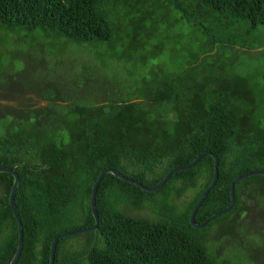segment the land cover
<instances>
[{"label": "trees", "instance_id": "trees-1", "mask_svg": "<svg viewBox=\"0 0 264 264\" xmlns=\"http://www.w3.org/2000/svg\"><path fill=\"white\" fill-rule=\"evenodd\" d=\"M149 1L0 0V30L42 32L65 40V49L92 50L119 41L120 20L142 17L140 6ZM165 1L206 39L180 72L159 68L150 78L140 76L129 95L107 104L44 94V106L0 107V166L21 179L15 197L24 235L18 264H50L56 237L95 224L91 192L106 169L154 187L172 169L204 152L215 154L219 180L196 215L198 224L230 205L235 178L264 171V86L216 64L219 50L237 41L214 34L229 18L264 27V0ZM214 164L206 156L154 193L107 175L97 194L98 232L84 234L82 246L69 244L78 237L62 239L55 264H236L212 249L217 239L207 231L226 223L227 233L244 243L239 226L264 222V177L238 182L232 211L196 229L190 216L212 183ZM13 185L12 175L0 173V264H11L19 244ZM126 206L149 209L155 218L128 215Z\"/></svg>", "mask_w": 264, "mask_h": 264}, {"label": "rangeland", "instance_id": "rangeland-1", "mask_svg": "<svg viewBox=\"0 0 264 264\" xmlns=\"http://www.w3.org/2000/svg\"><path fill=\"white\" fill-rule=\"evenodd\" d=\"M140 8L145 12L142 17L120 20L119 41L99 44L92 50L71 44L67 50L65 40H55L42 32L0 30V107L44 106V94L107 104L129 95L140 76L150 78L151 72L159 68L171 74L180 72L199 52L205 37L181 20L165 0H150ZM214 34L222 35L229 44L237 41V46L219 50L216 64L231 75L264 86V27L251 29L247 22L229 18L215 27ZM62 51L65 53L57 54ZM4 132L0 128V133ZM183 200L176 202L181 205ZM156 201L154 198L152 203ZM124 210L128 215L155 218L149 209L138 211L126 206ZM228 231L226 223L207 231L209 239H217L212 249L220 258L236 260V264H264V222L252 220L239 226L246 238L244 243ZM85 242L78 237L69 244L82 246Z\"/></svg>", "mask_w": 264, "mask_h": 264}, {"label": "water", "instance_id": "water-1", "mask_svg": "<svg viewBox=\"0 0 264 264\" xmlns=\"http://www.w3.org/2000/svg\"><path fill=\"white\" fill-rule=\"evenodd\" d=\"M206 156H211L213 157L215 164H214V177L212 180V183L210 184V186L205 190V192L203 193V195L201 196V198L199 199L198 203L196 204L194 210L192 211V214L190 216V223L191 225L196 228V229H203L206 226H208L211 222H213L214 220L228 214L229 212L232 211V209L235 206L236 203V195H235V191H236V185L238 182H241L243 180L252 178V177H256V176H261L264 177V171H253V172H249L246 173L244 175H241L237 178H235L230 186V191H231V203L230 205L213 214L212 216H210L204 223L198 224L196 223V215L199 211V209L202 207L203 203L205 202V200L207 199L208 195L210 194V192L215 188V186L218 183L219 180V165H220V160L219 158L211 153V152H204L202 154H200L191 164L189 165H184V166H179L176 167L174 169H172L170 172H168L165 177L154 187H146L143 184L135 181L132 178L126 177L123 174H121L120 172H118L115 169H106L104 170L97 178L93 188H92V192H91V199H90V203H91V211H92V215L94 217L95 220V224L92 227L89 228H83V229H78V230H74V231H70L68 233H65L63 235H60L58 237H56L52 243V247H51V253H50V264H55L56 261V253H57V246L58 243L62 240V239H67V238H74V237H81L84 234L87 233H91V232H98L99 230V224H100V218H99V211H98V207H97V194H98V190L99 187L103 181V179L107 176V175H113L115 177H117L119 180L130 183L138 188H140L142 191L147 192V193H154L156 191H159L160 189H162L166 183L171 179L172 176H174L176 173L178 172H183V171H187L190 169L195 168L199 162L205 158ZM0 173H7L10 174L14 177V185L13 188L11 190L10 193V205L12 208V211L14 213V216L18 222V226H19V244H18V249L16 252L15 257L13 258L11 264H18L19 259L22 255V251H23V225H22V221H21V217L18 213L17 207H16V191L18 190V188L20 187L21 184V179L19 177V175L17 174L15 169H11L8 167H4V166H0Z\"/></svg>", "mask_w": 264, "mask_h": 264}]
</instances>
